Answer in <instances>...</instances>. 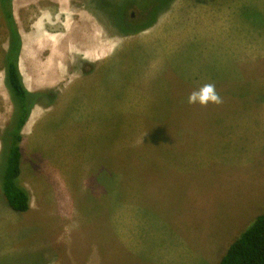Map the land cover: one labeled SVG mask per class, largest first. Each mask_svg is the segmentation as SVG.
Returning a JSON list of instances; mask_svg holds the SVG:
<instances>
[{
  "label": "rangeland",
  "instance_id": "1",
  "mask_svg": "<svg viewBox=\"0 0 264 264\" xmlns=\"http://www.w3.org/2000/svg\"><path fill=\"white\" fill-rule=\"evenodd\" d=\"M125 2L12 0L18 65L42 93L21 129L29 209L0 186V264H218L264 213V0H170L120 36L110 17ZM44 10L54 37L76 39L56 43L53 78L46 40L32 44ZM205 83L223 103L188 104ZM4 93L0 138L14 110Z\"/></svg>",
  "mask_w": 264,
  "mask_h": 264
},
{
  "label": "trees",
  "instance_id": "2",
  "mask_svg": "<svg viewBox=\"0 0 264 264\" xmlns=\"http://www.w3.org/2000/svg\"><path fill=\"white\" fill-rule=\"evenodd\" d=\"M152 1L141 0L136 6L137 8H143L150 5ZM157 1L160 3V7H163L170 0ZM0 2L4 9L3 13L8 27L9 39L3 59L4 84L9 92L14 108L10 126L5 129L6 131L4 130L5 132L3 131L0 138V161H3V170L0 174V186L8 206L14 211L24 212L30 207V197L28 191L18 183L21 160V129L25 125L40 93L38 91L36 93L28 91L22 82V77L18 69V56L21 43L11 12L12 0H0ZM130 6L131 3L126 0L125 4H122L117 9L119 11L116 15L117 18L114 16L110 17L113 24H128ZM158 12L156 11L153 20L148 21L149 23L145 24L144 27L155 22ZM141 29L143 28H136L135 30H131V33L138 32ZM218 264H264V213L258 215L254 222L247 226L230 243Z\"/></svg>",
  "mask_w": 264,
  "mask_h": 264
},
{
  "label": "crops",
  "instance_id": "3",
  "mask_svg": "<svg viewBox=\"0 0 264 264\" xmlns=\"http://www.w3.org/2000/svg\"><path fill=\"white\" fill-rule=\"evenodd\" d=\"M59 1V0H58ZM52 4L53 3H55V2H53V1H50ZM12 4V3H11ZM56 4V3H55ZM59 4H60V2H59ZM58 5V4H57ZM61 5V4H60ZM60 8V7H59ZM44 9H46V8H44ZM40 10H42V9H40ZM47 10V9H46ZM11 12H12V16L15 14V11H12V6H11ZM13 12H14V14H13ZM41 12V16H39V17H37V18H39L40 20H37V21H33V22H35L34 24H33V26L31 27V28H33V31L31 32V33H33V34H31V35H33V38L35 39V43L33 42L32 44H36V41L38 40V37H42V38H44L46 41H47V37L49 36V38H50V40L48 41L49 42V44H51V46L54 48V46H57V45H53L52 43H53V41L55 40V39H52L51 37H54L55 36V33H53L52 31L53 30H51V29H49L47 26L49 25V22H53V19L51 18V17H49L50 16V13L48 12V11H40ZM45 14V16H44V14ZM47 13V14H46ZM20 16V15H19ZM44 16V17H43ZM13 18H15L14 16H13ZM45 18V20H43ZM50 18V19H49ZM14 21H15V23L17 24V21L14 19ZM20 21H21V27L23 26V24H22V20H21V18H20ZM38 22H40V23H38ZM39 24V25H38ZM41 27V28H40ZM43 27V28H42ZM17 29H18V33L20 34V28H19V25L17 24ZM45 29V30H44ZM22 30H23V32L25 33V35H28V34H30V33H27V32H25V30H24V28L22 27ZM40 30V31H39ZM37 31H39L40 32V34H41V36L40 35H36V32ZM48 31V32H47ZM20 36H21V50H22V46H23V35L22 34H20ZM51 36V37H50ZM47 42V43H48ZM30 43V42H29ZM48 44V45H49ZM104 47V46H103ZM30 48V45L28 46V48L27 49H29ZM99 53H101V52H99ZM20 54H21V51L19 52V56H18V58H19V60H20ZM54 54H57V53H54ZM56 56V55H55ZM54 56V57H55ZM47 60V59H46ZM52 62L54 63V60H52ZM20 65V64H19ZM18 65V66H19ZM18 69H19V72H20V75H21V77H22V82H23V84H24V86H25V88L28 90V91H30V92H37V91H39L40 89H37V90H35V89H31V87H27V84H26V79L29 81V79L30 78H32V77H34L32 74H30V72L28 71V70H23V72L24 73H22V69H21V67L19 66L18 67ZM3 69H0V100H3L4 99V97L6 96L5 95V93H4V90L6 89L5 88V85H4V73H3ZM56 71H58V69H57V67H56ZM55 71V72H56ZM54 74V72H52V73H50L48 76L49 77H51V75H53ZM6 92V91H5ZM34 108H36V107H34ZM34 108L33 109H31V111H33L34 110ZM30 117V116H29Z\"/></svg>",
  "mask_w": 264,
  "mask_h": 264
},
{
  "label": "flooded vegetation",
  "instance_id": "4",
  "mask_svg": "<svg viewBox=\"0 0 264 264\" xmlns=\"http://www.w3.org/2000/svg\"><path fill=\"white\" fill-rule=\"evenodd\" d=\"M137 3L138 1H136V3L131 4L132 8L128 16V24L129 22L130 24L124 25V28H126V30L119 28L118 26H116L117 24L116 25L113 24L116 29L117 35L123 36L127 34H132L133 32L131 33V30H128L129 27L134 28V29L136 28L140 29V27L144 28V25L149 23L148 21L153 20V18L155 17L156 11H161L160 3L157 0H153L150 3V5H147L146 7H143V8H137L136 6ZM133 8H136L139 13L138 14L135 13ZM153 24L146 26V28L153 26ZM39 93L40 94L38 95V97L41 95L42 92L39 91Z\"/></svg>",
  "mask_w": 264,
  "mask_h": 264
},
{
  "label": "clouds",
  "instance_id": "5",
  "mask_svg": "<svg viewBox=\"0 0 264 264\" xmlns=\"http://www.w3.org/2000/svg\"><path fill=\"white\" fill-rule=\"evenodd\" d=\"M187 103L207 107L209 104L220 105L223 100L216 90L214 83H205L196 90L189 93Z\"/></svg>",
  "mask_w": 264,
  "mask_h": 264
},
{
  "label": "bare ground",
  "instance_id": "6",
  "mask_svg": "<svg viewBox=\"0 0 264 264\" xmlns=\"http://www.w3.org/2000/svg\"><path fill=\"white\" fill-rule=\"evenodd\" d=\"M59 2H60V4H61V6H64L65 5V3H66V0H59ZM17 3V2H16ZM15 3V4H16ZM13 11H16V10H18L17 9V7H16V5H14L13 4ZM16 13V12H15ZM50 17V16H49ZM50 19V18H49ZM39 25V24H38ZM49 25L51 26V30H53L54 31V29H53V27H55L56 26V24H53L52 22L50 23L49 22ZM41 28V27H40ZM43 28V27H42ZM52 31V32H53ZM48 32V31H47ZM67 32H69V31H67ZM75 33V32H74ZM80 35V34H79ZM51 37V36H50ZM75 37V36H74ZM73 37V35H71V32H69L68 34H62L61 36H57V37H51L52 39H55L54 41H53V45H56V43H58L60 40H62V39H64L65 41H67V40H69L68 42H66L69 46H71L72 44H73V41H75L76 39ZM45 38V37H44ZM50 40V38H49V36L47 37V41H45V43L46 42H48ZM61 42V41H60ZM76 42V41H75ZM43 44V43H42ZM47 44H49V42L47 43ZM46 44V46H48ZM45 46V45H44ZM43 47V46H42ZM49 48H50V51H51V53H52V55H49V57L47 58V65H49V68H47L48 70H46V73H47V77H49L48 75L50 74V73H52V72H55L56 71V67L54 66V64L52 63V60L54 59V53H56V52H58L55 48H57L58 50H60V48H59V46H58V44H57V46H54V48L51 46V44H49ZM42 49V48H41ZM45 50H47V52H48V47H47V49H45ZM40 52V51H39ZM63 52V51H62ZM28 54V53H27ZM26 54V55H27ZM49 54V53H48ZM95 55V54H94ZM36 56V55H35ZM39 57H41L40 55H39ZM39 60V59H38ZM43 65V64H42ZM39 66H41V65H39ZM43 67H45V65H43ZM40 68V67H39ZM46 69V68H45ZM44 70V69H43ZM48 71H49V74H48ZM44 73V72H43ZM42 75V74H41ZM43 76V75H42ZM42 76H40V77H42ZM45 76V75H44ZM45 76V77H46ZM39 78V77H38ZM51 78H53V77H51ZM44 79H46V78H43V80ZM47 79H49V78H47ZM37 80V79H36ZM49 80H51V79H49ZM34 81V80H33ZM33 81H30L31 83L33 82ZM41 81V80H40ZM27 83V82H26ZM33 84H34V82H33ZM28 85H29V83H28ZM27 85V86H28ZM31 85V84H30ZM33 87V85H31V88Z\"/></svg>",
  "mask_w": 264,
  "mask_h": 264
}]
</instances>
